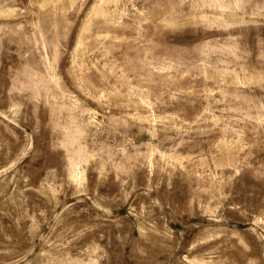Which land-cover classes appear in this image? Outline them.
Returning <instances> with one entry per match:
<instances>
[{
	"label": "rangeland",
	"instance_id": "rangeland-1",
	"mask_svg": "<svg viewBox=\"0 0 264 264\" xmlns=\"http://www.w3.org/2000/svg\"><path fill=\"white\" fill-rule=\"evenodd\" d=\"M0 264H264V0H0Z\"/></svg>",
	"mask_w": 264,
	"mask_h": 264
}]
</instances>
